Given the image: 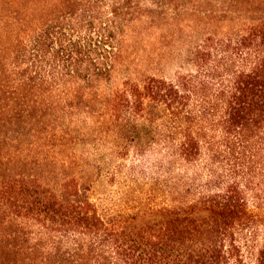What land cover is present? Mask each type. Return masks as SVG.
Masks as SVG:
<instances>
[{
  "label": "rangeland",
  "instance_id": "1",
  "mask_svg": "<svg viewBox=\"0 0 264 264\" xmlns=\"http://www.w3.org/2000/svg\"><path fill=\"white\" fill-rule=\"evenodd\" d=\"M57 15L70 37L87 40L82 74L41 97L29 94L23 119L2 116L0 179L20 172L58 192L78 186V198L96 204L107 228L96 238L52 232L0 201V264H119L111 237L160 220L163 208L189 201L209 176L207 161L181 157L183 128L163 106L116 108V93L151 76L194 72L204 81L200 48L234 67L223 42L236 43L264 20V0H66ZM202 81L197 108L218 87L217 79ZM205 125L195 122L197 130ZM258 212L264 226V205Z\"/></svg>",
  "mask_w": 264,
  "mask_h": 264
},
{
  "label": "trees",
  "instance_id": "2",
  "mask_svg": "<svg viewBox=\"0 0 264 264\" xmlns=\"http://www.w3.org/2000/svg\"><path fill=\"white\" fill-rule=\"evenodd\" d=\"M65 4L0 0V120L5 114L21 119L29 94L37 91L41 97L67 76L82 74L78 63L87 54V40L70 37L59 22L57 11ZM223 43L234 67H224L213 51L200 48L197 66L209 77L204 81L194 72L175 79L151 76L115 95L116 108L123 103L137 113L148 102L163 106L183 128L181 157L207 161L209 176L189 201L163 208L160 220L111 237L119 264H264V226L258 217L264 205V20L236 43ZM210 78L218 82L213 101L203 100L197 108L199 83ZM196 121L206 123L202 131ZM64 186L58 192L36 175L11 172L0 179V201L12 214L49 231L102 235L106 220L96 204L78 198V186Z\"/></svg>",
  "mask_w": 264,
  "mask_h": 264
}]
</instances>
